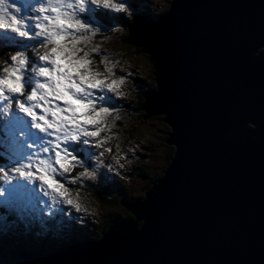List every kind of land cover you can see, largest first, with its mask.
<instances>
[{
  "label": "snow or ice",
  "instance_id": "obj_1",
  "mask_svg": "<svg viewBox=\"0 0 264 264\" xmlns=\"http://www.w3.org/2000/svg\"><path fill=\"white\" fill-rule=\"evenodd\" d=\"M138 7L135 0H0V63L4 65L0 67V251L11 257L10 264H54L38 251L53 234L61 247L100 249L111 241L118 225L127 224L119 214H109L111 225L102 236L76 231V223L86 224L89 210L82 206L79 190L73 195L67 185L79 179L81 186L116 190V178H123L125 164L132 163L119 146L113 154L108 132L109 119L118 115L117 105L123 103L121 85L135 72L117 74L114 62L105 59L107 53L93 39L98 35L103 39L102 33L120 27L101 23L98 14L131 20L140 26L138 43L157 59L155 30L170 16L173 0L154 17L138 13ZM261 45L264 12L259 34H250L235 53L239 87H245L249 70L259 71L258 109L237 106L230 121L217 124L211 134L226 145L238 142L258 149L264 160ZM95 55L101 56L98 65ZM146 95L147 105L157 106L172 119L160 85ZM249 121L253 127H246ZM175 144L173 158L160 165L165 172L154 185L176 158ZM128 151L139 158L132 148ZM76 168L82 171L72 175ZM133 170L139 172L141 166ZM133 211L144 222L139 230L129 228L142 233L147 218L137 208Z\"/></svg>",
  "mask_w": 264,
  "mask_h": 264
},
{
  "label": "water",
  "instance_id": "obj_2",
  "mask_svg": "<svg viewBox=\"0 0 264 264\" xmlns=\"http://www.w3.org/2000/svg\"><path fill=\"white\" fill-rule=\"evenodd\" d=\"M262 12L264 0H173L170 16L155 30L157 59L138 43L140 26L128 23L127 43L145 53L153 69L155 86L142 92V118L162 116L169 128L165 143L173 156L177 143L178 154L149 193L133 201L118 197L132 219L118 225L105 246H60L41 256L54 264H264V160L258 149L226 145L211 134L237 106L258 109L259 71L249 70L239 87L235 53L259 34ZM159 85L170 120L147 105L146 93ZM134 208L147 218L142 233L129 228L144 222Z\"/></svg>",
  "mask_w": 264,
  "mask_h": 264
},
{
  "label": "rangeland",
  "instance_id": "obj_3",
  "mask_svg": "<svg viewBox=\"0 0 264 264\" xmlns=\"http://www.w3.org/2000/svg\"><path fill=\"white\" fill-rule=\"evenodd\" d=\"M169 1L170 0H135V3L140 5V7L137 8V12L144 11L145 13H149L150 11L155 13L166 10L169 6ZM124 23L117 22L111 25L115 27L119 24L120 27L116 28L115 31H112V34H109L102 40H96L98 38L95 37L93 39V43L99 44L102 51L107 53L105 59L114 62L117 74H120L122 70L127 71L129 69L135 72L133 77L126 79L121 85V90L124 93L123 103L117 105L119 109L118 115L109 119L112 128L108 132V135L111 136L110 144L113 148V154H115L116 147L119 146L121 151L125 152L128 158L132 159V163L125 164V168L122 172L126 173V175H123V178H116L119 186L116 190L109 191L103 186H98L96 189H93L85 184L90 192H85L83 194L78 193L82 206L87 207L89 210V216L86 218L87 222L85 225L82 226L76 223L75 227L83 228V230L80 229L78 232H90L93 233L94 236L98 230L103 228L106 222L110 221L107 219L109 214H119L123 219L122 214H125L126 210L120 204L103 205L93 195H96L95 193L105 196L111 194V196L115 195L118 199L119 196L117 195H123L124 191L129 197H141L140 193L148 187L146 183L149 182V179H143L139 177L138 174L142 173L144 175L146 172L149 177H157L159 174V166L164 162L166 155L165 150L169 146L164 142L169 128L166 124H163L164 122L160 119L161 116H154L152 120L146 121L148 123H140L138 119H136V111L130 110L131 106L138 102L136 97L139 96L141 92L145 91L147 87L155 86V83L151 74L152 65L147 55L139 52L137 47L122 41L126 33V28L123 25ZM100 59V55L94 56L95 61H99ZM3 66L4 65L0 63V67ZM135 85H139L140 87H135ZM121 122L123 124L119 125L118 123ZM113 133L115 135H113ZM137 145H139V147H137ZM129 148H132L138 153V159L133 156L132 152L128 151ZM142 149L143 151H141ZM106 156L111 160V156L108 154H106ZM146 157H148V159H146ZM151 157H155L156 159H151ZM121 162L123 163L124 161L122 160ZM136 165L141 166V171L137 172L133 170ZM146 165H155V167H145ZM79 171H82V169L79 168ZM76 181L80 180L77 179ZM113 186H115L113 188H116V185ZM72 194L76 195L77 193L72 191ZM75 215L77 214L74 213L73 216ZM53 235L55 239V234ZM8 239L11 240L10 237H8ZM42 245L48 248L50 246V240H46ZM0 261L5 264L10 263L11 257L5 254L4 251H0Z\"/></svg>",
  "mask_w": 264,
  "mask_h": 264
},
{
  "label": "trees",
  "instance_id": "obj_4",
  "mask_svg": "<svg viewBox=\"0 0 264 264\" xmlns=\"http://www.w3.org/2000/svg\"><path fill=\"white\" fill-rule=\"evenodd\" d=\"M142 12H144V11H142ZM150 12V11H149ZM163 11H161V12H155V13H152V12H150V15L151 16H156V15H158V14H160V13H162ZM97 18L101 21V23H104V24H108V25H113V24H115V23H117V22H122V23H124L123 25H124V27L127 29V23L130 21V20H123L121 17H113V16H107V15H103V14H98V16H97ZM125 32V31H124ZM127 33V34H126ZM126 33L124 34V36H123V38H122V41L123 42H127V36H128V31L126 30ZM109 34H112V32H104V33H102V36L105 38L106 36H108ZM95 38H98V39H96V40H102L101 39V36L100 35H98V36H96ZM138 51H139V48L137 49ZM97 56H99V55H97ZM98 58V57H97ZM97 62V65H98V62L99 61H96ZM95 66V65H94ZM152 76H153V69H152ZM154 88V86L153 87H147L146 88V90H150V89H153ZM144 92V91H143ZM138 93H140V92H138ZM136 100H138V102L135 104V105H133V106H131V108H130V110H135L136 111V119H138V121L140 122V123H148V122H146L147 120H152V118L154 117V116H152V117H149V118H147V119H143L142 117H143V115H144V113H143V111L141 110V105H142V103H143V96H142V92L139 94V96H137L136 97ZM159 119V118H158ZM161 120H162V116H161V118H160ZM159 119V120H160ZM154 120V119H153ZM161 120H160V122H161ZM162 122H163V120H162ZM119 125H121V124H123L122 122L121 123H118ZM163 124H165V123H163ZM167 128V127H166ZM121 131V130H120ZM130 136V135H129ZM164 142H165V139H164ZM134 143V142H133ZM168 145V144H167ZM136 146V145H135ZM173 151H174V147L172 146V145H169L168 147H167V149L165 150V153H166V155H165V158H164V162L165 161H168V160H170L171 159V157L173 156ZM163 162V163H164ZM159 174H158V176L157 177H149V182H147L148 183V185H147V183H146V186H150L155 180H157L161 175H162V172H163V170H164V168H162V167H160L159 166ZM75 172H79V168H76V169H74V171H73V173H72V175H74L75 174ZM139 175V177H142L141 175H143L142 173H140V174H138ZM147 178V177H146ZM147 180H148V178H147ZM73 192H75V193H77V190H79V194L81 193V194H83V193H85V192H87V193H89L90 192V190L84 185V186H81V183H80V181H76L75 183H71V184H68L67 185ZM113 187H115V186H113ZM96 195H93L98 201H100L103 205L105 204V205H112V204H119V202H118V200H117V198L115 197V195H113V196H111V194H107L106 196L105 195H100V194H97V193H95ZM141 197L144 195V190L143 191H141ZM123 195H125V200L126 201H133V200H135V199H138L139 197L138 196H134V197H129L128 196V194H123ZM80 196V195H79ZM117 196H120V195H117ZM125 209V208H124ZM126 210V209H125ZM122 216H123V219L124 220H130V219H132V214L128 211V210H126V213L125 214H122ZM111 221H108V222H106V224H104L103 225V228L101 229V230H98L97 232H96V234H95V236L96 237H99V236H101V234H102V232H103V230H105V229H107L108 228V226L111 224L110 223ZM76 228V230L78 231V230H80V229H82L83 230V228H81V227H78L77 228V226L75 227ZM11 238V237H10ZM54 239V235H52V237H51V239H49L50 240V246L48 247V248H46V246L45 245H42V244H44V242L46 241V240H44V241H42L41 242V244H40V246H39V249H38V251H41V252H43V253H45V252H51V250H53V249H55V248H57V247H60V245H58L56 242H55V239ZM51 242H52V244H51ZM3 264H5V263H3Z\"/></svg>",
  "mask_w": 264,
  "mask_h": 264
},
{
  "label": "clouds",
  "instance_id": "obj_5",
  "mask_svg": "<svg viewBox=\"0 0 264 264\" xmlns=\"http://www.w3.org/2000/svg\"><path fill=\"white\" fill-rule=\"evenodd\" d=\"M123 194H125V192L123 191ZM123 196V198H125V195H122ZM111 223V222H110Z\"/></svg>",
  "mask_w": 264,
  "mask_h": 264
},
{
  "label": "flooded vegetation",
  "instance_id": "obj_6",
  "mask_svg": "<svg viewBox=\"0 0 264 264\" xmlns=\"http://www.w3.org/2000/svg\"><path fill=\"white\" fill-rule=\"evenodd\" d=\"M146 177L149 179V176H148V175H146ZM147 178H146V179H147Z\"/></svg>",
  "mask_w": 264,
  "mask_h": 264
},
{
  "label": "bare ground",
  "instance_id": "obj_7",
  "mask_svg": "<svg viewBox=\"0 0 264 264\" xmlns=\"http://www.w3.org/2000/svg\"><path fill=\"white\" fill-rule=\"evenodd\" d=\"M154 84V83H153ZM134 112V111H133ZM140 191V190H139Z\"/></svg>",
  "mask_w": 264,
  "mask_h": 264
}]
</instances>
